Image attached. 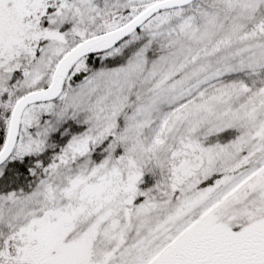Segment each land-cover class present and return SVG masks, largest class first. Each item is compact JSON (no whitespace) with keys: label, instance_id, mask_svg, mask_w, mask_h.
Instances as JSON below:
<instances>
[{"label":"snow or ice","instance_id":"6c2138e0","mask_svg":"<svg viewBox=\"0 0 264 264\" xmlns=\"http://www.w3.org/2000/svg\"><path fill=\"white\" fill-rule=\"evenodd\" d=\"M0 264H264V0H0Z\"/></svg>","mask_w":264,"mask_h":264}]
</instances>
